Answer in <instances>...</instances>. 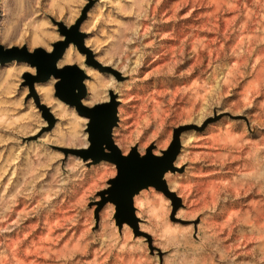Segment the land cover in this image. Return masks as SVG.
<instances>
[{
	"label": "rangeland",
	"instance_id": "obj_1",
	"mask_svg": "<svg viewBox=\"0 0 264 264\" xmlns=\"http://www.w3.org/2000/svg\"><path fill=\"white\" fill-rule=\"evenodd\" d=\"M0 10L6 48L37 37L31 50L51 51L56 23L79 21L92 63L72 44L79 58L60 67L88 76L86 107L116 94L121 155L158 157L184 128L159 180L178 205L142 188L131 225L111 201L97 207L115 167L72 154L87 120L54 97L55 80L29 86L33 67L0 62V264H264V0H0ZM156 92L175 102L161 128Z\"/></svg>",
	"mask_w": 264,
	"mask_h": 264
},
{
	"label": "water",
	"instance_id": "obj_2",
	"mask_svg": "<svg viewBox=\"0 0 264 264\" xmlns=\"http://www.w3.org/2000/svg\"><path fill=\"white\" fill-rule=\"evenodd\" d=\"M78 22L77 20L73 26L67 29L56 23L58 33L63 37V40L51 44L52 50L49 54H45L40 49L34 50L32 54H26L24 47L19 50L3 51L0 46V62L15 58L17 61H23L29 67H33L35 75L26 76L29 86L32 82H44L47 80L48 75L57 78V81L53 84L54 97L73 107L77 116L87 120L85 132L89 144L86 149L71 151L72 154L83 160L108 161L114 164L115 167V177L111 181V187L106 192V196L102 197L97 203V207H100L106 201H114L116 216L120 217L124 209L125 216L123 220L134 225L131 215V200L128 193L137 186H152L166 196L175 207L178 205V199L164 188L157 180V176L160 171L170 169V164L178 151L177 135L184 128L180 127L173 130L171 144L162 156L155 157L150 155L149 152H146L140 158H137L133 152L127 156L120 155L110 139V127L114 122L116 106L114 97L109 96L107 103L97 104L90 108L84 107L79 102L83 95V87L80 83L83 73L78 71L74 65L64 66L60 70L53 67V61L60 56L62 49L69 42L76 47L77 51L85 54L86 63H92L90 53L83 48L80 35L76 31ZM102 146L108 153L101 151Z\"/></svg>",
	"mask_w": 264,
	"mask_h": 264
},
{
	"label": "bare ground",
	"instance_id": "obj_3",
	"mask_svg": "<svg viewBox=\"0 0 264 264\" xmlns=\"http://www.w3.org/2000/svg\"><path fill=\"white\" fill-rule=\"evenodd\" d=\"M0 17H1V10H0ZM55 25V24H54ZM68 27V26H67ZM66 27V28H67ZM42 34H43V32H41ZM44 36H46V37H49L48 35L49 34H43ZM61 40V39H60ZM37 44H42V41L40 40V41H38V39H37V37H32V39H30L29 40V50L27 49V47L26 46H22V47H19V48H16V47H9V48H6V47H3L1 44H0V46L2 47V49H3V51L4 50H6V51H10V50H12V49H16V50H19V49H21V48H23L24 47V49H25V52H26V54H32L33 52H34V50H38V49H40V50H42L45 54H49L51 51H46V50H44V49H42V48H35V49H33V50H31V47L32 46H34V45H37ZM72 44H71V42H69L68 44H67V46L66 47H64L63 49H62V51H61V54H60V56L56 59V60H54L53 61V67H54V69H56V70H60V69H62V67H64V66H61L60 67V64H64V63H71L72 62V60L73 59H78L79 57L77 56V55H75V54H73L72 53V51H71V46ZM82 46H83V48H86L85 47V45H84V41L82 40ZM51 50H52V48H51ZM84 55V54H83ZM90 57L92 58V53L90 52ZM16 62H18V63H24L23 61H20V60H16L15 58H12V59H10V60H8V61H5V63H10L12 66H13V64H15ZM26 64V63H25ZM65 66H71V65H65ZM97 66L99 67V69H102L103 68V66H101L99 63H97ZM76 69L78 70V71H81L82 72V69L79 67V66H77L76 67ZM174 69V68H173ZM140 71H141V68L139 69V67L138 66H136V68H134L133 69V72H134V74L138 77V75H139V73H140ZM90 71H87V73H89ZM83 73V72H82ZM111 75V74H110ZM116 75V74H115ZM162 78V77H161ZM50 79H53V80H55V82L57 81V78L55 77H53V76H51V75H48V78H47V80H45L44 82H47L48 80H50ZM86 79H88V76L85 74V73H83V77L81 78V80H80V83H81V85H82V87H83V95H82V97L80 98V100H79V102H80V104L82 105V106H84L83 105V99H84V97H85V94H86V88H85V82H86ZM148 80V79H147ZM144 81H145V78H142V79H139V80H137L136 82H139L140 84H143L144 83ZM44 82H42V83H44ZM41 83V84H42ZM46 84V83H45ZM136 84V83H135ZM37 85V84H36ZM165 87H166V85H165ZM36 89H37V87H35ZM94 89V88H93ZM168 90V89H167ZM39 91H41V93H43V95H44V97L46 98L47 96H48V92H49V89H48V85H42V87L40 88V90ZM94 91H95V89H94ZM75 92V91H74ZM97 95V92L95 91L94 92V95L92 96V99H95V97H97L96 96ZM109 96H113L114 97V102H115V104H118V100H117V96H116V94H114V93H112V92H108V100H109ZM32 98V97H31ZM164 98H166L165 97V94H162L161 92H156L155 94H154V103L153 104H149V106H151L153 109H154V118L156 119L155 121L157 122L156 123V127H158V128H161L163 125H164V123H165V121H166V119H167V117L169 116V114H166V112H165V107H170V105H173L175 102H174V98H171L170 97V99L167 101V102H165L164 101ZM57 99V98H56ZM58 100V99H57ZM108 100L106 101V102H103V103H107L108 102ZM38 102V104H40V102H39V99L37 100ZM60 103H63V102H61L60 100H58ZM99 104H101V103H99ZM97 105V104H96ZM40 106V105H39ZM84 107H86V106H84ZM87 108H90V107H87ZM168 109V108H167ZM43 110H45V111H43V112H45V114L47 113L48 114V112H47V110L46 109H43ZM41 111H42V109H41ZM170 111V110H169ZM118 108H117V106H115V112H114V122H113V124L111 125V127H110V131H113L114 130V128H116L117 126H118V122H119V119H118ZM123 124H124V122H122V124L120 125V129H118L117 130V132L119 133V132H122L123 130ZM86 126V125H85ZM86 134V133H85ZM86 142H87V144H86V146L84 147V149H86L87 148V146H88V144H89V140H88V138H87V135H86ZM168 149V147L165 149V150H163V151H161L160 153H159V155H158V157L159 156H162V154H163V152H165L166 150ZM74 150H83V149H74ZM101 151L102 152H104V153H108V151L107 150H105L104 149V147L102 146L101 147ZM121 155V154H120ZM156 155V154H155ZM122 156H125V155H122ZM157 157V156H156ZM184 157H186L185 155L184 156H182L180 159H182V158H184ZM175 160V159H174ZM173 160V161H174ZM112 164V163H111ZM112 165H114V164H112ZM170 165H173V162H171V164ZM168 172H170V170H162V171H160V173L158 174V176H157V180L159 181L160 179H163V176H167L169 173ZM172 173V172H171ZM108 185V184H107ZM148 185H140V186H137L135 189H133L130 193H128V195L130 196V198H134L135 196H136V194H138V192H139V190L140 189H142V188H145V187H147ZM111 187V185H109V188ZM146 191V190H145ZM168 192L169 193H171V191H169L168 190ZM112 203H115L114 201L112 202ZM124 216H125V211H124V209L122 210V213H121V216L119 217V219L120 220H123V218H124ZM124 221V220H123ZM125 222V221H124Z\"/></svg>",
	"mask_w": 264,
	"mask_h": 264
}]
</instances>
